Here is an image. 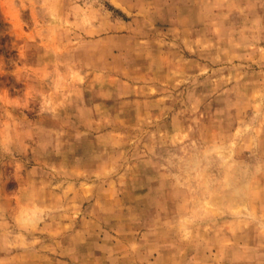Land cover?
Returning <instances> with one entry per match:
<instances>
[{"label": "clouds", "instance_id": "1", "mask_svg": "<svg viewBox=\"0 0 264 264\" xmlns=\"http://www.w3.org/2000/svg\"><path fill=\"white\" fill-rule=\"evenodd\" d=\"M0 264H264V0H0Z\"/></svg>", "mask_w": 264, "mask_h": 264}]
</instances>
